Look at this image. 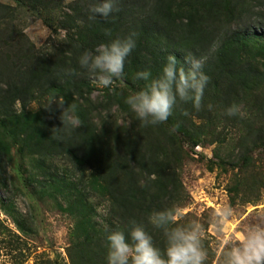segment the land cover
I'll use <instances>...</instances> for the list:
<instances>
[{
	"label": "trees",
	"instance_id": "trees-1",
	"mask_svg": "<svg viewBox=\"0 0 264 264\" xmlns=\"http://www.w3.org/2000/svg\"><path fill=\"white\" fill-rule=\"evenodd\" d=\"M94 2H0V188L8 189L17 158L23 183L36 199L73 221L69 264H107L108 232L127 234L132 220L164 247L163 232L149 217L190 202L180 175L190 157L185 144H216V161L210 160L209 168L232 166L230 204L256 202L264 187L263 163L256 156L264 152V33H219L239 19L246 0H120L119 12L91 19ZM258 2L264 7V0ZM25 11L54 32L66 33L35 48L22 33ZM132 34L137 47L126 61L125 77L110 88L99 87L96 77L80 67L79 56ZM169 55L185 67L188 58L201 61L209 78L203 106L197 111L178 102L167 122L144 126L125 101L148 83L136 73L150 70L155 78ZM69 69L74 75L65 74ZM52 96H63L65 108L75 107L80 126L71 133L56 130L63 126L62 109L55 102L46 108ZM32 102L38 108H29ZM234 103L243 106V117L226 114ZM235 131L241 132L238 151L227 162L219 150ZM3 208L18 233L26 232V218L15 216L12 203ZM4 230L9 238H20L0 221ZM205 247L212 261L216 252L207 239ZM34 264L64 263L43 258Z\"/></svg>",
	"mask_w": 264,
	"mask_h": 264
},
{
	"label": "clouds",
	"instance_id": "clouds-1",
	"mask_svg": "<svg viewBox=\"0 0 264 264\" xmlns=\"http://www.w3.org/2000/svg\"><path fill=\"white\" fill-rule=\"evenodd\" d=\"M119 3L120 0H95L90 8V18L110 17L120 11ZM134 37L135 34L117 38L101 43L94 52H83L78 58L80 67L94 75L101 87L110 88L125 77L126 61L137 47ZM186 63L187 67L180 64L174 55H169L155 78L150 70L136 73V79L148 83L129 95L125 102L144 126L167 122L178 102L191 103L197 111L202 108L209 78L202 71L201 61L188 58ZM65 74L74 75L70 69L65 70ZM53 102L62 109L60 119L63 126L56 129L58 132L63 129L71 133L80 126L75 107L65 108L63 96H52L46 108L51 110ZM208 107L211 109L212 106ZM184 114L188 115L187 112ZM226 114L243 117V106L234 103ZM235 215V210L225 204L215 210L210 221L213 230L222 235L219 264H264V220L240 224L233 232L228 230V226L234 222ZM183 218L178 207L154 211L150 215L149 222L153 228L163 232V248L157 246L153 235L135 220L130 221L127 234L123 229L110 230L106 237L107 264H207L205 240L208 229L197 219L178 223Z\"/></svg>",
	"mask_w": 264,
	"mask_h": 264
},
{
	"label": "rangeland",
	"instance_id": "rangeland-1",
	"mask_svg": "<svg viewBox=\"0 0 264 264\" xmlns=\"http://www.w3.org/2000/svg\"><path fill=\"white\" fill-rule=\"evenodd\" d=\"M71 1L73 0H65V4L68 5ZM0 2L15 4V0H0ZM246 2L247 7L239 19L225 24V28L221 29L219 33L229 31L248 34L264 33V7L259 6L258 0H246ZM21 18L25 22L22 33L37 49L46 45L49 36L54 41H58L66 33L62 30L54 32L37 14L25 11L21 14ZM96 83L99 85L98 80ZM29 108L36 109L38 104L32 102L29 104ZM240 131L230 133L228 136L230 140L223 143L219 150L220 155L227 162H231L236 157L238 151L236 139L241 133ZM215 147L216 144L210 143L199 144L194 147L185 144V149L188 150L190 157L184 162L180 170L183 185L190 195L189 204L181 209L185 216H183V220H180V223L197 219L205 224L208 229L206 239L216 252V256L211 261L213 255L208 251L207 264H219V256L222 254V235L217 234L210 223L213 213L218 207L226 204L235 210L236 215L234 222L228 226L229 231L236 232L237 226L243 223L264 220V187L260 190L256 202H243V200L237 199L233 205L230 204L228 187L230 186L229 177L232 166L226 165L228 171L222 170L217 165L209 168V161H216L214 158ZM14 151L16 150L14 149ZM256 156H259L261 163H263L264 172V152H257ZM18 166V160L15 158L10 166L11 170L9 169L13 177L6 182L8 189L0 188V221L10 231L18 233L12 218L7 215L3 208V205L7 206L12 203L16 210L15 216L26 218L27 231L18 233L20 238H9L6 236L5 230L0 232V264H34L35 261L38 262L43 258H56L61 263L69 264L66 247L69 244L72 219L50 208L48 203L36 199L30 192V188L24 185L23 176L20 175ZM19 186L20 190H15ZM103 207H99L101 212L104 211ZM8 241H11L10 244H7ZM14 246L18 248L14 250Z\"/></svg>",
	"mask_w": 264,
	"mask_h": 264
}]
</instances>
